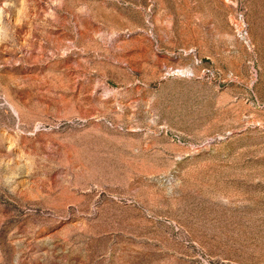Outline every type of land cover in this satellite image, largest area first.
Returning <instances> with one entry per match:
<instances>
[{"label": "rangeland", "instance_id": "obj_1", "mask_svg": "<svg viewBox=\"0 0 264 264\" xmlns=\"http://www.w3.org/2000/svg\"><path fill=\"white\" fill-rule=\"evenodd\" d=\"M0 264H264V0H0Z\"/></svg>", "mask_w": 264, "mask_h": 264}]
</instances>
